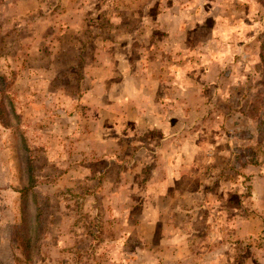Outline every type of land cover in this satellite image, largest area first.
<instances>
[{"label":"rangeland","instance_id":"rangeland-1","mask_svg":"<svg viewBox=\"0 0 264 264\" xmlns=\"http://www.w3.org/2000/svg\"><path fill=\"white\" fill-rule=\"evenodd\" d=\"M0 78V264H264V0H0Z\"/></svg>","mask_w":264,"mask_h":264},{"label":"trees","instance_id":"trees-1","mask_svg":"<svg viewBox=\"0 0 264 264\" xmlns=\"http://www.w3.org/2000/svg\"><path fill=\"white\" fill-rule=\"evenodd\" d=\"M0 83H2V79L0 78ZM2 86H6L5 83L1 84ZM1 90V89H0ZM4 91V90H3ZM27 189L22 188L21 192L22 194L25 193L27 195ZM26 217H22L21 221L19 224L16 226V239L19 242L20 246L22 247L23 251L26 252L25 254L27 257H30L34 250L37 248V241L39 240V237H35L36 243L32 242L33 237L26 233ZM40 224V220H38V225ZM42 224V223H41ZM39 235V234H38ZM33 239V240H35Z\"/></svg>","mask_w":264,"mask_h":264},{"label":"crops","instance_id":"crops-1","mask_svg":"<svg viewBox=\"0 0 264 264\" xmlns=\"http://www.w3.org/2000/svg\"><path fill=\"white\" fill-rule=\"evenodd\" d=\"M160 219V217H157V220Z\"/></svg>","mask_w":264,"mask_h":264}]
</instances>
